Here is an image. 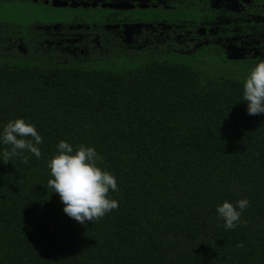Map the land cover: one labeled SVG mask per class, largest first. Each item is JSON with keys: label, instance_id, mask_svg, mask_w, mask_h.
<instances>
[{"label": "trees", "instance_id": "trees-1", "mask_svg": "<svg viewBox=\"0 0 264 264\" xmlns=\"http://www.w3.org/2000/svg\"><path fill=\"white\" fill-rule=\"evenodd\" d=\"M73 14L0 0V264H264V59Z\"/></svg>", "mask_w": 264, "mask_h": 264}, {"label": "flooded vegetation", "instance_id": "flooded-vegetation-1", "mask_svg": "<svg viewBox=\"0 0 264 264\" xmlns=\"http://www.w3.org/2000/svg\"><path fill=\"white\" fill-rule=\"evenodd\" d=\"M53 9H63L74 13L68 22L36 27L53 28H105L112 35L126 43H193L197 47L204 44L218 46L220 57L229 59H264V38L251 36L259 23L264 25V0H58L68 2L66 7L53 6L54 0H31ZM73 2H88L89 7H72ZM130 3L132 8L104 6V4ZM173 3L174 5H171ZM96 4V6H93ZM141 4L148 7L142 8ZM163 7L167 11L198 9L213 12V16L204 15L203 21L194 24L174 16L155 15L146 19V11ZM93 9L97 12L108 11L104 17L92 16L90 20L78 14ZM98 15V14H97ZM173 18V20L171 19ZM252 18V19H251Z\"/></svg>", "mask_w": 264, "mask_h": 264}, {"label": "water", "instance_id": "water-1", "mask_svg": "<svg viewBox=\"0 0 264 264\" xmlns=\"http://www.w3.org/2000/svg\"><path fill=\"white\" fill-rule=\"evenodd\" d=\"M46 3H49V1L47 0ZM53 6H56V7H66L69 5L68 2H65V1H58V0H54L53 1ZM91 4L88 3V2H83V3H77V2H73L71 4L72 7H79V6H84V7H89ZM93 6H96V4H93ZM104 6H110V7H119V8H132L133 5L130 4V3H123V4H104ZM141 7L142 8H145V7H148L147 4H141Z\"/></svg>", "mask_w": 264, "mask_h": 264}, {"label": "rangeland", "instance_id": "rangeland-1", "mask_svg": "<svg viewBox=\"0 0 264 264\" xmlns=\"http://www.w3.org/2000/svg\"><path fill=\"white\" fill-rule=\"evenodd\" d=\"M249 67L243 66L247 70H251L254 74L258 76L264 75V63H261L260 61H246Z\"/></svg>", "mask_w": 264, "mask_h": 264}]
</instances>
